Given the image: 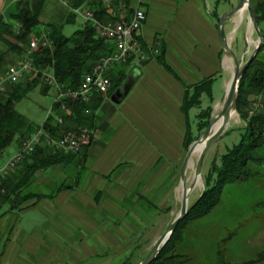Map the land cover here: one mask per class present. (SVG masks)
<instances>
[{
    "label": "crops",
    "instance_id": "1",
    "mask_svg": "<svg viewBox=\"0 0 264 264\" xmlns=\"http://www.w3.org/2000/svg\"><path fill=\"white\" fill-rule=\"evenodd\" d=\"M30 3L34 0H0V18L9 23L14 14L36 11ZM55 4L49 1L46 17L45 5L42 12L38 10L41 22L66 27L79 21L70 18L66 23L71 11L63 9L57 23ZM137 4L146 13L139 39L147 62L118 67L125 81L134 79L121 103L112 100L115 91L90 100L92 108L98 98L103 101L89 112L94 115L93 138L80 152L85 153L86 163L78 185L59 191L56 181L39 173L35 184L57 187L45 193L54 197L33 199L29 202L36 203L29 208L1 216L0 264H93L121 254L129 259L143 249L145 229L156 226L158 211L180 200L185 137L189 131L196 137L197 115L209 105L203 95L201 107L186 114L185 92L209 78L212 96L217 84L226 89L232 69L219 42L217 18L231 6L225 0L129 1V6ZM83 25L81 21L80 28ZM161 51L166 68L156 56ZM52 93L54 97L53 90L42 95ZM51 108L40 124L29 118L41 126ZM13 146L8 158L20 148ZM67 170H72L74 179L76 168Z\"/></svg>",
    "mask_w": 264,
    "mask_h": 264
},
{
    "label": "trees",
    "instance_id": "2",
    "mask_svg": "<svg viewBox=\"0 0 264 264\" xmlns=\"http://www.w3.org/2000/svg\"><path fill=\"white\" fill-rule=\"evenodd\" d=\"M84 1L86 0H70L72 3L71 7L77 8ZM118 1L121 0H116V2ZM122 1L129 4L130 0ZM251 4V10L255 14L257 24L264 38V33L261 29V24H264V0H251ZM93 8L98 19L101 21L109 19L107 9L101 2L94 4ZM12 18L21 24L19 33L14 36L16 40L24 43L29 40L30 36L38 34L33 33V30L38 29L40 26L38 11L17 13ZM70 18H73L72 21H74L75 15L73 13L68 15L66 23L71 22ZM64 25L49 24L47 26L49 37L53 42V48L43 50L36 55L35 65L39 69L37 70L38 76L27 78L25 81L13 86L5 95L0 96V157L13 145L21 147V142L35 133V130L40 127L35 125L29 117L20 114L16 106L19 102L26 99L30 92L36 89L42 79V72H52L58 84L66 89H78L83 77L91 71L100 57L110 55L116 49L113 43H108L107 40L98 38L95 30L90 25L78 28L71 36L64 34ZM11 32V24L0 18V40L8 43L9 47L11 44L4 38V35H11ZM11 47L12 49L18 48L17 44ZM156 56L158 61L166 68L164 52L161 51ZM146 62L143 61L142 64ZM124 65L128 64L125 63ZM124 65L122 63L110 70L108 74L112 81L110 92L118 90L124 83L126 75L121 69V66ZM119 66L121 68H118ZM240 81L237 110L242 121L246 124L244 127L239 128L240 140L228 149L226 154L222 155L218 161H212L211 168L203 179L205 190L202 192L201 197L190 206V211L186 218L178 224L179 226L172 234L170 241L161 249L159 256L151 264H183L186 256L178 252L173 246L174 238L181 223L188 219H200L211 213L219 205L222 190L227 183L246 182L261 178L264 174V108L261 111H254L253 114H250L253 111L252 102L256 97L261 96L264 102V42L258 55L248 66ZM212 84L213 79L209 78L199 84H195V86L188 87L184 96L185 100L182 109L186 114L192 108L201 107L203 95L208 99V107L201 109L197 115L200 135L207 128L213 111ZM49 90L50 87L46 85L45 92L48 93ZM97 100V106H99L103 100L101 97ZM61 104L54 102L52 105L51 113L41 124L44 131H47L52 137L58 138L69 130H76L83 126L92 128L94 115L89 112L92 109H96L97 106L92 108L89 104L68 102L69 113H66L62 111ZM59 118L63 119L62 123H59ZM198 137L199 135L194 139L191 137L190 131L187 133L185 137L186 150ZM85 163V153L84 155L80 153H53L48 145L41 144L33 154L19 165L12 175L0 182V187L5 190L4 193L0 194V219L2 218L1 216L8 212L29 208V206L34 205L44 197H54L53 194L39 195L29 191V187L33 184L38 171L56 167L59 164H62L65 169L74 166L76 168L75 183L68 185L62 182L58 189L59 191L70 190L80 182L85 170ZM33 199L36 202L30 203L29 201Z\"/></svg>",
    "mask_w": 264,
    "mask_h": 264
},
{
    "label": "rangeland",
    "instance_id": "3",
    "mask_svg": "<svg viewBox=\"0 0 264 264\" xmlns=\"http://www.w3.org/2000/svg\"><path fill=\"white\" fill-rule=\"evenodd\" d=\"M49 1H54L56 3L55 14L57 15V19H59L57 23L60 22L61 19L58 18L61 10L70 9L71 13L74 14V12L72 11L74 8H68V5L66 6L63 4V0H61L62 2L59 0V2L56 0H34L35 4H30L33 9H36V11L39 10L40 12L43 11V7L45 5L44 10L46 11L43 14H45L46 17L47 15H49ZM86 1H84V3H86ZM225 1L227 2L228 6H231V8H235V6L238 4V0ZM118 2H116L115 4H118ZM94 4H98V2ZM94 4H90V7L95 11V9L93 8ZM127 5L130 12H132V10L135 8H140L138 4L135 6H129V4L127 3ZM105 8L107 9L106 6ZM243 16L244 20L241 21H239V15L234 16L229 22L230 25L228 24V28L232 29L229 38L230 44L237 54L240 62L245 63L254 51L258 36L255 30L249 26L247 14L244 13ZM75 18L79 20L77 23L68 24L66 27L64 26L63 32L65 35L71 36L74 31H76L78 28L80 29L79 25L82 20L76 15ZM109 20H111L110 16L106 21ZM7 21H9V23L11 24L12 34L4 35V38L11 44V46L17 44L18 48L12 49L11 46L9 47L8 43L0 40V75L3 74V72H6V70L10 66L15 65L17 61L21 60L24 57L31 37L30 36L29 40L24 43L16 40L14 36L19 33L21 24L15 21L13 18H10ZM83 24L88 25L84 22ZM48 25V23L46 24L40 21L39 28L33 30V33H38L37 36L45 35L50 39L47 31ZM61 25L64 24L62 23ZM261 29L264 33V24H261ZM52 48L53 42L52 46L48 49ZM144 50L146 52L145 48ZM37 54H35V56L33 57L34 70H39L35 65V58ZM145 54L146 59L143 61H147L148 59L147 52ZM15 85L7 86V92L10 91L11 88ZM45 87L46 84L41 79L39 84L36 86V89L30 92L26 96V99L19 102L16 106V109L20 114L30 117L35 123L38 124H40L46 117L45 115L47 113V109H49L51 105L54 104L55 96L53 97V93L47 96L42 95L46 93ZM50 90H53L55 92V89L53 88H50ZM119 90L120 89L116 90L115 93H117ZM224 90L226 89L224 88V85L222 83H219L215 86L213 93L215 101L212 104L213 111L211 115H215L218 112L215 110V108L217 104L221 103V100L224 97ZM230 124L231 125L226 130L225 134L220 137L217 142L213 143L206 152L202 164L203 187L199 186L196 191L192 192V194L190 195V206L199 199V195L205 190V182L203 179L211 168L210 166L212 161H218V159L222 155L226 154V151L228 149L239 142V128L246 125L242 121L239 114L237 115V119L232 120ZM88 128L91 129L90 127ZM199 133L200 132L197 131L194 136H200ZM196 137H194V139H196ZM13 150L14 146L7 149L1 155L0 160L3 161L8 159L9 154H11ZM197 158L194 159V167ZM61 166L62 164H59L56 165V167H50L43 169L42 171H38L33 184L29 187V191L35 194L43 195L49 190H56L57 187L55 186L47 187L44 184H35L38 179L37 176L39 173H43L45 177L48 176L50 180L52 179V181H56V186H60L62 182H65L68 185L74 184L75 180L70 178L72 170L68 171ZM189 170L188 177L192 176L194 173L193 170ZM62 176H66V179L63 180ZM261 178L263 179L262 181L260 179H255L246 182L227 183V185H225L222 190V196L219 205L216 206L211 213L207 214L204 217H201L200 219H188L185 222L181 223L178 233L174 238L175 240L173 246L176 250H178V252L183 253L186 256L184 257L185 262L183 264H251V261L253 260H256V264H264V174ZM48 180L49 179H47L45 183L48 182ZM96 199H98V197H96ZM179 207L180 202L178 200L173 203L170 209L158 211L156 217V226L153 225L152 227H146L145 229L147 231L143 237V249L138 250V252L134 255H131L129 259H127L129 256H126L125 254L117 255L116 257H114V255H111L108 256L106 260H97L93 264H124L125 262L126 264H138L145 258L147 252L152 247L158 236L161 235L163 231L168 227V225L172 222L173 218L179 212ZM25 224L26 221L24 222V225ZM76 235L81 237V233H77ZM262 256L263 258L262 260H260L259 258ZM82 264L90 263L88 262Z\"/></svg>",
    "mask_w": 264,
    "mask_h": 264
},
{
    "label": "built area",
    "instance_id": "4",
    "mask_svg": "<svg viewBox=\"0 0 264 264\" xmlns=\"http://www.w3.org/2000/svg\"><path fill=\"white\" fill-rule=\"evenodd\" d=\"M69 1L65 0L66 5L69 4ZM96 2H101L107 7V13L111 20L103 22L97 18L95 11L90 7V4ZM115 3V0H87L86 3L72 10L78 18L80 17L84 23L95 30L99 38L112 42L116 48L112 54L99 59L91 71L83 77L78 89H66L59 85L54 74L50 71L41 73L44 83L55 89L54 102L62 103L61 109L66 113H69L68 102L89 104L96 94L107 95L112 88V81L108 76L112 68L122 63L123 65L131 64L127 63L129 61L139 64L146 59V52L139 39L140 31L146 20L145 11L135 8L130 12L124 1ZM51 46L52 41L47 36L32 35L24 57L0 75V96L7 93V86L18 84L27 78L37 77L38 71L33 69V57ZM263 108V98L258 96L252 103L253 111L250 114H253L254 111H261ZM58 120L59 123L63 122L62 118ZM35 131L21 142V147L13 156L8 158L5 163L0 164V182L12 175L41 144L48 145L53 153L78 154L91 144L93 138L92 130L85 126L69 130L58 138H54L44 131L42 125ZM4 192L5 190L0 187V194Z\"/></svg>",
    "mask_w": 264,
    "mask_h": 264
},
{
    "label": "water",
    "instance_id": "5",
    "mask_svg": "<svg viewBox=\"0 0 264 264\" xmlns=\"http://www.w3.org/2000/svg\"><path fill=\"white\" fill-rule=\"evenodd\" d=\"M252 9L251 0H238V4L235 8H231L226 10L221 14L218 21V38L220 45L228 57V60H231L232 74L229 79V83L224 92V97L221 100V108L215 115H211L207 128L202 132V134L197 138V141L193 142L187 149L186 155L181 165L180 172V207L179 212L173 218L172 222L168 225V227L163 231L161 235L158 236L156 241L153 243L152 247L147 252L145 258L141 260L138 264H151L154 262L159 256V252L161 249L170 241L172 234L179 226L178 224L183 221L189 213V202L190 195L197 188L199 179L202 180V164L204 157L206 155L207 150L211 147V145L219 140L222 137L226 130L230 127V123L233 120L234 115H238L237 105L239 99V87L241 83V78L247 70L248 66L258 55L261 46L264 42V38L262 32L257 24L255 14ZM244 13L247 14V19L249 22V26L255 30L258 36L257 43L255 45L254 51L252 52L249 59L242 63L240 62L237 54L233 50L229 38L230 34L226 32V26L232 20V18L236 15H239V21L242 20V16ZM134 79L129 81H125L122 86L119 88L120 90L113 94L112 100L115 103H120L127 92L132 87ZM216 123L219 125L215 127ZM198 146H201L198 154L197 161L195 163V170L193 173V179L189 183L188 182V170L191 159L194 155L195 150ZM202 194V193H201ZM201 194L199 195L201 197Z\"/></svg>",
    "mask_w": 264,
    "mask_h": 264
},
{
    "label": "bare ground",
    "instance_id": "6",
    "mask_svg": "<svg viewBox=\"0 0 264 264\" xmlns=\"http://www.w3.org/2000/svg\"><path fill=\"white\" fill-rule=\"evenodd\" d=\"M252 31H253V30H252ZM250 43H251V42H250ZM252 44H253V43H252ZM228 64H229V67H231V65H232L231 60H228ZM231 69H232V67H231ZM227 85H228V84H227ZM221 106H222L221 103L217 104L215 110H216V111H220ZM234 119H237V115H234L233 120H234ZM218 125H219V124L216 123L215 127H217ZM234 125H235V124H234ZM200 148H201V146H198V147H197V149L195 150L194 155H193V157H192V159H191V162H190V164H189V169H191V170H193V171H194V169H195V168H193V167H194V159L198 157V154H199L198 152H199ZM189 171H190V170H189ZM192 179H193V175H192V176H189V177H188V182L190 183V182L192 181ZM199 186H200V187H203V182H202V180H200V179H199V181H198V186H197V188H198ZM197 188H196L194 191H196ZM201 190H202V189H201ZM194 191H193V192H194ZM180 194H181V192L179 191V196H180Z\"/></svg>",
    "mask_w": 264,
    "mask_h": 264
}]
</instances>
